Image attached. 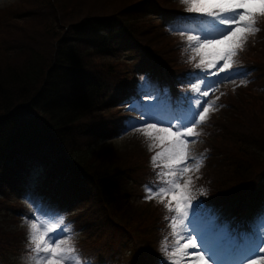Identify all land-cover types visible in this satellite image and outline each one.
I'll list each match as a JSON object with an SVG mask.
<instances>
[{
  "label": "trees",
  "instance_id": "trees-1",
  "mask_svg": "<svg viewBox=\"0 0 264 264\" xmlns=\"http://www.w3.org/2000/svg\"><path fill=\"white\" fill-rule=\"evenodd\" d=\"M176 1L18 0L0 11V262L29 255L26 229L9 219L26 215L12 196L41 161L42 190L70 211L86 261L168 264L160 251L164 238L172 239L163 205L133 203L140 186H154L150 158L159 149L149 152L147 140L91 146L128 123L132 113L118 106L142 96L137 75L171 82L181 97L172 101L177 108L202 73L193 67L199 57L187 63L180 36L169 31L173 21L195 15ZM26 26L33 31L22 32ZM256 27L233 71L253 77L262 92L243 87L221 95L218 113L200 130L204 166L190 173L199 225H225L238 244L256 238L254 214L264 202L263 18ZM200 187L206 195L196 192Z\"/></svg>",
  "mask_w": 264,
  "mask_h": 264
},
{
  "label": "snow or ice",
  "instance_id": "snow-or-ice-1",
  "mask_svg": "<svg viewBox=\"0 0 264 264\" xmlns=\"http://www.w3.org/2000/svg\"><path fill=\"white\" fill-rule=\"evenodd\" d=\"M180 2L186 6L187 13L195 15L173 21L169 31L180 36L181 53L182 56L187 55V63H193L199 57L193 67L200 69L203 77L190 85V90L197 96L194 103L193 98H185L188 105L185 109H181L178 102L177 109L165 119L150 116L149 119H155V122H148L145 118L147 114L141 113L139 119L144 121L142 125L129 121L130 130L141 133L149 141V152L159 149L150 158L156 181L153 182L154 186L145 187V198L156 199L165 210L164 219L168 221L167 227L170 229L168 236L172 239L166 236L161 242L160 251L168 264H223L225 259L234 264H264V232L238 244L222 229H208L199 225V213L194 209H199L201 205L193 203L196 200L192 187L195 180L190 173L200 171L206 155L201 153L195 156L189 147L202 135L198 127L208 121L211 111L218 110L202 99L209 96L206 84L210 83L214 91L224 79L235 83L231 77L236 63L234 58L243 51L248 38L260 30L256 27V18L264 16V0ZM222 73L225 76L221 78L219 74ZM209 76H217L218 79L209 82ZM141 80L144 78L141 77ZM240 83L247 81L241 80ZM132 110H136L135 106ZM189 138L196 139L190 141ZM185 174H189L188 178L181 183ZM195 179H199V176ZM196 192L206 195L207 189L200 187ZM190 216L193 217L191 220ZM24 224L28 229V264H85L71 237L60 235L70 233L62 216L38 206L31 219H24Z\"/></svg>",
  "mask_w": 264,
  "mask_h": 264
},
{
  "label": "rangeland",
  "instance_id": "rangeland-1",
  "mask_svg": "<svg viewBox=\"0 0 264 264\" xmlns=\"http://www.w3.org/2000/svg\"><path fill=\"white\" fill-rule=\"evenodd\" d=\"M17 3H18V0H0V11L7 6L8 7L9 6H16ZM175 7H177L178 9L185 10L186 6L183 5L180 2V0H178L175 2ZM0 15H1V12H0ZM260 18L264 19V16H258L256 19L259 20ZM31 28H33V27H31ZM31 28L26 26L21 31L26 32L28 34L31 31H33V30H31ZM11 30H13V29H11ZM16 32H18V31H16ZM250 43H251V39L248 38L247 43L245 44L243 51H240L238 56L243 55L245 52H247L249 50V48H250L249 44ZM125 56L131 57L129 54H126ZM238 56L235 57L234 59L236 60L238 58ZM212 71H216V69H212ZM219 75L221 78L225 76V74H223V73L219 74ZM141 77L144 78L143 81L141 80ZM231 77H232V79L235 80V83L231 82L228 79H224V81L222 83H219L215 87L214 91L211 90V84L210 83L206 84V87L209 88V96L208 97H202V99L207 100L208 102L212 103L215 108L219 109V107L221 105L220 104L221 95L225 94L227 90H230L232 92V91H238L240 88L242 89L243 87L244 88L250 87L259 93L262 92V89L258 88L257 84L253 83L254 82L253 77H251V76H249V77H246L245 75L238 76L235 71H232ZM137 78L139 79L138 85L144 87L145 89H147V91L143 92L142 98H138V99H136V101L128 102L127 104L122 105V106H126V105L129 106L126 108V112H130V113L135 114V117L129 118L128 123L123 128H121L120 130L115 132L110 138H104L101 140H96L92 144L91 148L98 149V148H102L105 146L122 147L124 145H132V146L139 145L141 142L146 141V139L143 137V135L141 133L133 132L130 130L131 126L129 124V121H134L138 125H142L144 123V121H141L139 119L141 113L147 114L145 118L148 119V122H155V119H149L150 116H155V118H159V119H165L171 114L172 109L171 108L165 109L166 105L162 101H159L158 98H156V96H155L159 90H162V89L167 90L166 85H164L163 87L156 86L155 81L152 79L153 77H151V75H148V74L137 75ZM217 79H218L217 76H209L207 78V80L209 82H215ZM241 80H245V81H247V83L241 84L240 83ZM145 81H147L148 83H145ZM168 85L170 86V90H174V88L170 84H167V86ZM187 86H188V91H187L188 94L185 93L183 95H185L184 97H186V98L189 97L190 95H193L192 98H193V103H194V99L196 98L197 94L193 93L190 90V84H187L186 87ZM133 106H135L136 110H132ZM184 106L187 107L188 106L187 103H185ZM215 113H218V110L211 111L209 119L212 120L213 117L216 115ZM203 125H206V123L200 125L197 130L200 131L202 129ZM163 126H167V125H163ZM193 139H196V138H189L190 141ZM204 144H205V140H203L200 136L198 139H196L195 143H190L189 147L191 149V153L195 156L199 155V152L202 150ZM143 147L145 148V145H143ZM145 149H147V147ZM40 166H42L41 161L34 162L31 165V168L29 170V175L26 176V178L23 182L21 191L16 195L13 194L14 196H12V198L14 200H16V198H17V200L23 204L24 208L27 210V215L18 216V218L17 217L11 218V219H9V222H10L11 226H18L19 229H22V228L26 229V234H27L28 229H27L26 225L24 224V219L25 218L31 219L35 213L36 207H38V206L44 207L48 211L54 212V213H56L59 216H62L64 218V224L68 228H70V233H60V235L61 236H70L72 243L75 245V247L77 249L78 245L81 244V242H82L81 240H82L83 236L80 234L79 230H77L73 227L72 220L70 218V215H71L70 211H67L64 207L58 206L56 204V201L52 200V198H50L45 192H43L41 190V187L43 184L39 183L41 176H42ZM186 178H187V174H185V176L181 179L180 182L183 183V180H185ZM139 190H140V193H138L137 195H135L133 197V203L135 205H142L144 203L147 204L151 201L156 200V199L147 200L145 198V196H146L145 185L140 186ZM254 218H255V220H257L255 222L254 229L256 230L257 236H260L261 233L264 232V216L261 218V215L254 214ZM189 219L191 220L192 216H190ZM220 227L222 230L228 231L227 226L223 225ZM206 228H208V227H206ZM125 253H126V251H125ZM79 255H80V258L85 262V264H100L98 261L99 257H94L91 260L86 261L84 259V256H82L80 253H79ZM262 255H264V254H262ZM27 257L28 256H24V255L22 256L19 254H11L7 258L8 259L7 264H28ZM224 262H223V264H224ZM0 264H6V263L0 262Z\"/></svg>",
  "mask_w": 264,
  "mask_h": 264
}]
</instances>
